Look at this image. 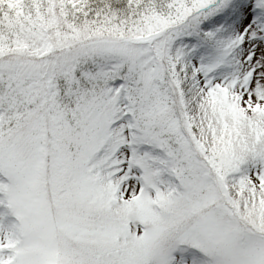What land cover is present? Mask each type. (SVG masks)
<instances>
[{"label":"snow or ice","instance_id":"obj_1","mask_svg":"<svg viewBox=\"0 0 264 264\" xmlns=\"http://www.w3.org/2000/svg\"><path fill=\"white\" fill-rule=\"evenodd\" d=\"M0 264H264V0H0Z\"/></svg>","mask_w":264,"mask_h":264}]
</instances>
